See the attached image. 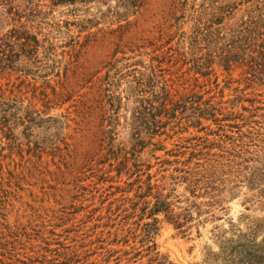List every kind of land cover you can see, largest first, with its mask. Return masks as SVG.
<instances>
[{
    "label": "rangeland",
    "instance_id": "obj_1",
    "mask_svg": "<svg viewBox=\"0 0 264 264\" xmlns=\"http://www.w3.org/2000/svg\"><path fill=\"white\" fill-rule=\"evenodd\" d=\"M261 46L264 0H0V264H264Z\"/></svg>",
    "mask_w": 264,
    "mask_h": 264
},
{
    "label": "trees",
    "instance_id": "obj_2",
    "mask_svg": "<svg viewBox=\"0 0 264 264\" xmlns=\"http://www.w3.org/2000/svg\"><path fill=\"white\" fill-rule=\"evenodd\" d=\"M74 0H54L55 3H61V2H72ZM263 41V40H262ZM262 49H264V46H261ZM198 173H196L197 175ZM202 179H203V176H199V178L196 179V191L198 190V187L200 185V182H202ZM152 188L151 187H148V195H150L149 193L151 192ZM205 195L208 194V192H204ZM155 201L153 204H151V206H148L149 203L147 202V208H145L143 210V213L147 212L148 216H155L157 214H160V213H163L166 217V219L173 224V226L176 228V229H180L181 227H183V223L184 222H181V219L182 217L180 215H175V214H172V210H171V206H172V203L169 202L167 199H168V196H164L163 194H161V192H156L154 194H152ZM198 196V195H196ZM149 207V208H148ZM196 208H199V205L196 204ZM146 209H148L146 211ZM156 221V220H155Z\"/></svg>",
    "mask_w": 264,
    "mask_h": 264
}]
</instances>
